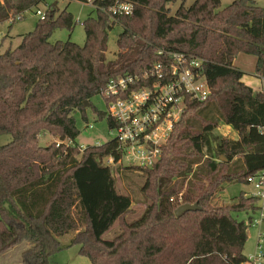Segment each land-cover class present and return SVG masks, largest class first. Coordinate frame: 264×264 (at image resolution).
Masks as SVG:
<instances>
[{
  "label": "trees",
  "instance_id": "1",
  "mask_svg": "<svg viewBox=\"0 0 264 264\" xmlns=\"http://www.w3.org/2000/svg\"><path fill=\"white\" fill-rule=\"evenodd\" d=\"M127 1L133 12L115 17L101 8L116 0L95 1L96 15L83 22L84 45L50 40L57 29L73 31L77 24L68 6L54 5L16 47L1 51L0 43V135L12 137L0 145V254L29 241L23 264H50L63 249L59 238L76 231L71 243L91 264H245L250 225L234 213L255 211L257 200L245 192L231 205L213 198L225 183H247L264 169V90L245 84L234 65L240 53L255 55V73L264 78V7L256 0L225 7L221 0H194L171 14L169 5L178 0ZM43 3L0 0V24L11 29L17 15ZM117 24L121 52L109 60V32ZM172 53L203 60L211 93L203 102L186 97L156 164L132 167L147 175L143 191L152 202L128 221L133 200L118 191L104 163L121 158L119 142L82 148L74 113L86 119L85 102L91 105L111 78L174 60ZM221 122L238 138L219 141L225 159L217 160L210 133ZM44 134L54 140L41 146ZM185 203L200 209L177 216ZM117 222L119 231L106 238Z\"/></svg>",
  "mask_w": 264,
  "mask_h": 264
},
{
  "label": "built area",
  "instance_id": "2",
  "mask_svg": "<svg viewBox=\"0 0 264 264\" xmlns=\"http://www.w3.org/2000/svg\"><path fill=\"white\" fill-rule=\"evenodd\" d=\"M95 1L87 0L94 7ZM48 8H36L35 14L45 19ZM101 9L115 17L131 14L134 3L116 0ZM15 18L20 20L23 15ZM171 57L174 60L155 63L142 73H126L111 78L102 91L101 96L107 105L106 116L114 122L110 129L112 139L119 142L122 151L118 161L113 156L106 158L108 166L126 161L131 166L152 167L161 157L162 145L181 118L186 97L199 102L209 98L211 90L203 74V60H188L182 53H172ZM247 183L254 189L250 196L257 200V209L252 211L248 224L258 226L264 223V169L249 175ZM263 263L264 232L261 231L257 237V251L248 257L245 264Z\"/></svg>",
  "mask_w": 264,
  "mask_h": 264
},
{
  "label": "rangeland",
  "instance_id": "3",
  "mask_svg": "<svg viewBox=\"0 0 264 264\" xmlns=\"http://www.w3.org/2000/svg\"><path fill=\"white\" fill-rule=\"evenodd\" d=\"M193 1L194 0H178L177 2L170 4L169 7L171 8V14L175 13L176 9L182 2H185L186 5H190ZM232 1L233 0H221L222 7H225ZM258 4L264 7V0H258ZM51 5H54V8L58 10H63L68 6V10L74 15L77 24L73 31H69L64 28L57 29L51 36L50 40L52 42L57 40H71L80 45H84L86 32L83 22L90 14L94 16L96 15L93 5L88 2H81L77 0H73L70 3L69 0H46V3H43L41 8H45L47 6L50 8ZM35 11L36 8L26 12L24 17L15 22L11 29H9L8 22L0 24V37H4L1 43V51H5L10 45L11 47L17 46L19 42H21L22 35L35 29L36 24L40 19V17L35 14ZM122 31V25L117 24L109 32L108 50L106 52L107 59L109 60L116 58L115 56L121 52V49H118L117 39ZM256 60L257 57L255 55L241 53L237 57L236 63L242 69L252 71L256 66ZM106 109L107 105L103 96L98 94L91 98V105L86 107V119L83 118V113L80 110L74 113L77 121V127L80 131L77 142L82 148H84L83 146L87 147L89 145L93 146L104 144L112 139L113 135L110 132L107 117H101L99 115L100 112H105ZM207 111L208 110H205L204 113L207 114ZM89 125H93V127H90ZM234 136L237 137L235 130L227 127L223 122H221L218 127L210 133L213 148L212 154L215 159L222 160L218 148L219 141H221L222 138L234 139ZM11 139L12 137L9 134L0 135V145L10 142ZM41 139L44 143H50L54 140V138L48 134L42 135ZM57 142H59V140H57ZM79 157L81 156L79 155ZM107 161V159L104 160L106 165L108 164ZM132 167L133 166L129 165L126 161L120 165L118 163L110 165L118 191L120 193L130 195L133 200L131 208L132 211L127 216L128 221L139 218L152 202V200L147 197L146 193L143 191L147 175L140 169ZM253 191L254 189L248 183L234 180L223 185L222 189L215 194L213 202L215 205H231L238 202V197L241 193L245 192V197L247 198L250 197V192ZM252 211L254 210L234 213V216L239 220H245L248 222ZM119 229V224L117 222L111 231L105 234V237L112 238L113 234L118 232ZM261 231L264 232V223L258 226H248V240L244 248V253L248 257L253 256L256 253L257 237L258 233ZM76 233V231H72L59 238L63 249L51 257L50 264H91L88 257L79 253V245H72L71 243L73 234L75 236ZM30 246L31 242L23 241L8 251L1 253L0 264H23L22 253Z\"/></svg>",
  "mask_w": 264,
  "mask_h": 264
},
{
  "label": "crops",
  "instance_id": "4",
  "mask_svg": "<svg viewBox=\"0 0 264 264\" xmlns=\"http://www.w3.org/2000/svg\"><path fill=\"white\" fill-rule=\"evenodd\" d=\"M256 2H257V4H258V0H256ZM259 5V4H258ZM22 38V37H21ZM20 43V42H19ZM9 47H11V45L9 46ZM8 47V48H9ZM16 47V46H15ZM241 54V53H240ZM239 56V55H238ZM237 56V57H238ZM237 57H236V59H237ZM236 59L234 60V65L235 66H237L239 69H241L244 73H245V75L243 76V78H242V81L245 83V84H247L248 86H250V87H252L253 88V90L254 91H262V90H264V78H262V77H259L258 75H256V73H255V67H254V69L252 70V71H246V70H244V69H242L241 67H239L238 65H237V63H236ZM226 126L227 127H229V128H231V129H233L230 125H227L226 124ZM234 130V129H233ZM235 134L237 135V137L236 136H234V139H237L238 138V134H237V132L235 131ZM76 235V234H75ZM73 237H74V234H73ZM248 257V256H247Z\"/></svg>",
  "mask_w": 264,
  "mask_h": 264
},
{
  "label": "water",
  "instance_id": "5",
  "mask_svg": "<svg viewBox=\"0 0 264 264\" xmlns=\"http://www.w3.org/2000/svg\"><path fill=\"white\" fill-rule=\"evenodd\" d=\"M85 105L86 106L89 105V101L88 100L85 102ZM41 146H45V143H41ZM221 158L224 159L225 157L223 155H221ZM197 209H200V207L197 206L196 204L185 203V204L180 205L176 209L175 213H176L177 216H180V215H182L183 213H185L187 211L197 210Z\"/></svg>",
  "mask_w": 264,
  "mask_h": 264
}]
</instances>
